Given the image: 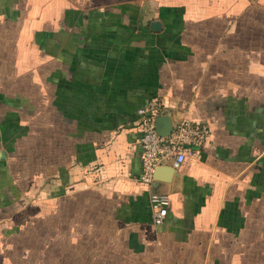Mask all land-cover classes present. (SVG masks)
Returning a JSON list of instances; mask_svg holds the SVG:
<instances>
[{
	"label": "crops",
	"instance_id": "0c3cea01",
	"mask_svg": "<svg viewBox=\"0 0 264 264\" xmlns=\"http://www.w3.org/2000/svg\"><path fill=\"white\" fill-rule=\"evenodd\" d=\"M153 111L211 136L145 184ZM0 264H264V0H0Z\"/></svg>",
	"mask_w": 264,
	"mask_h": 264
},
{
	"label": "built area",
	"instance_id": "2783aa9c",
	"mask_svg": "<svg viewBox=\"0 0 264 264\" xmlns=\"http://www.w3.org/2000/svg\"><path fill=\"white\" fill-rule=\"evenodd\" d=\"M140 116L143 128L142 182L145 184H152L155 170L169 160H172L175 168L181 167L188 154L193 150L202 149L211 136V129L207 125L183 121L173 125L170 136L161 137L156 130L157 112H140ZM151 206L153 224L162 226L169 212V196L153 194Z\"/></svg>",
	"mask_w": 264,
	"mask_h": 264
},
{
	"label": "water",
	"instance_id": "95a60500",
	"mask_svg": "<svg viewBox=\"0 0 264 264\" xmlns=\"http://www.w3.org/2000/svg\"><path fill=\"white\" fill-rule=\"evenodd\" d=\"M156 130L161 137H168L173 131V122L170 118L160 117L156 120ZM162 167H158L154 172V182L159 181L158 175Z\"/></svg>",
	"mask_w": 264,
	"mask_h": 264
}]
</instances>
